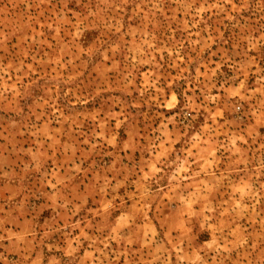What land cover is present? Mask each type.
<instances>
[{
  "label": "rangeland",
  "instance_id": "rangeland-1",
  "mask_svg": "<svg viewBox=\"0 0 264 264\" xmlns=\"http://www.w3.org/2000/svg\"><path fill=\"white\" fill-rule=\"evenodd\" d=\"M0 175V264H264V0H0Z\"/></svg>",
  "mask_w": 264,
  "mask_h": 264
},
{
  "label": "crops",
  "instance_id": "crops-1",
  "mask_svg": "<svg viewBox=\"0 0 264 264\" xmlns=\"http://www.w3.org/2000/svg\"><path fill=\"white\" fill-rule=\"evenodd\" d=\"M2 155H3V153H2ZM21 165H22V163H21ZM2 170L3 169H7V173H9V171L8 170H10V167H9V165H7V164H2ZM2 176H5L4 174H1ZM0 175V176H1ZM15 181L14 180H12V181H9V180H7V176L5 177V179H0V206H3L6 210H9V207L6 205V200H8V198L10 199V194L8 193V191H7V196H5L4 194H5V192L4 191H6L4 188L7 186V185H10V186H12V187H15ZM82 185H84V184H82ZM83 191H84V189H83ZM84 195H86V194H84ZM5 196V197H4ZM7 231H9L8 229H6V232ZM51 257H53V255H50ZM49 258V257H48ZM47 258V259H48ZM35 259V258H34Z\"/></svg>",
  "mask_w": 264,
  "mask_h": 264
}]
</instances>
